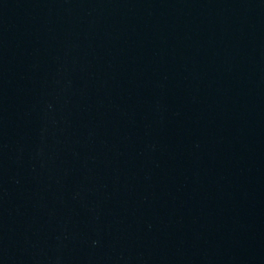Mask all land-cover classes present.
I'll use <instances>...</instances> for the list:
<instances>
[{"label": "water", "instance_id": "obj_1", "mask_svg": "<svg viewBox=\"0 0 264 264\" xmlns=\"http://www.w3.org/2000/svg\"><path fill=\"white\" fill-rule=\"evenodd\" d=\"M0 264H264V0H0Z\"/></svg>", "mask_w": 264, "mask_h": 264}]
</instances>
